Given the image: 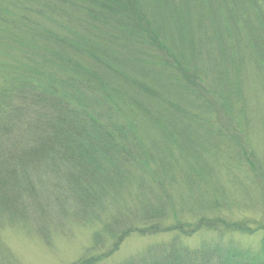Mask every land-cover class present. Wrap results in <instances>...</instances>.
<instances>
[{
	"label": "trees",
	"instance_id": "trees-1",
	"mask_svg": "<svg viewBox=\"0 0 264 264\" xmlns=\"http://www.w3.org/2000/svg\"><path fill=\"white\" fill-rule=\"evenodd\" d=\"M208 1L221 8L220 17L232 26L240 19L247 26H237L238 37L230 38L232 44L225 41L224 47V24L218 29L220 34L215 30L210 34L208 20H212L205 13L192 22L191 30L182 29V35L191 36L194 50L199 48V56L206 57L201 68L211 78L212 93L201 87L192 90L204 98L211 96L223 108L233 102L242 106L245 98L239 75L244 65L255 66L264 76V45H258L259 52L252 44L264 33L250 23L248 13V5L253 9L257 2L233 0L231 8L230 0ZM140 6L139 0H0V229L20 228L49 241L70 225L97 227L94 248L104 251L108 242L110 249L77 264L107 260L132 232L158 234L168 229L162 221L169 211L185 210L176 206L182 201H172L173 195L179 197L177 190L184 185L198 196L200 183L204 184L188 152L198 147L193 144L184 150L179 141L183 135L169 132L170 128L161 130L150 112L171 122L159 108L170 102L166 93L182 86L183 76L189 82L195 76L181 64H171V58L179 59L177 46L161 41L167 27L159 28ZM243 42L249 44L241 60L224 62L231 51L242 54ZM132 45H148L145 55L155 56L154 62L138 57ZM126 57L132 59L131 65L136 64L138 74L128 75ZM158 61L172 69V79L168 78L172 85L162 86V75L153 68ZM188 90L181 93L188 97ZM194 112L179 118L194 123L206 117L200 127L207 129L213 150L223 157L220 139H227L225 133L212 127L208 111L205 115ZM225 148L237 151L231 143ZM226 164L228 168L233 165ZM157 185L158 192L153 188ZM161 191L172 196L170 206ZM198 198L202 206L193 205L191 210L196 216L209 207L219 208L220 201ZM140 219L142 227L134 226ZM219 222L223 223L201 218L190 233L204 227L215 230ZM181 224L172 230H183L186 225ZM225 227L230 232H252L241 225ZM8 251L0 244V264H19ZM248 253L223 249L220 244L214 249L190 250L176 240L124 264H264V257L260 258L264 243L251 261Z\"/></svg>",
	"mask_w": 264,
	"mask_h": 264
},
{
	"label": "rangeland",
	"instance_id": "rangeland-1",
	"mask_svg": "<svg viewBox=\"0 0 264 264\" xmlns=\"http://www.w3.org/2000/svg\"><path fill=\"white\" fill-rule=\"evenodd\" d=\"M228 2H231V8L235 7L233 0ZM251 2H257V4L253 9L248 5L250 23H253V26L256 25L258 31L262 30V33H264V0H254ZM197 3L198 2L195 0H139V4L142 6H140L141 12L147 13V18L151 17L152 21L156 20L157 26L159 28L161 27L162 30L163 26L167 27L165 32L162 31L163 36L160 37L161 41L164 44L166 43L167 46H177L175 56H177L179 60L176 61L171 58V64L175 65L177 62L185 68V71L189 70V72L195 76L193 77L194 82H189L186 78L184 79L182 75L183 78H180V84L182 86L178 85L176 90L173 87L175 91L166 93V100L170 102L165 105L166 107L161 106L159 108L165 110L164 114L171 117L169 118L171 122L164 121V117L162 116L163 118H160L155 111L150 112L154 121H159L161 130L170 128L169 132H176L177 130V133L183 135L184 139L180 138L179 141L183 143L181 146L184 150L189 149L193 144L195 147H198L192 151H188L192 152L196 165H198V168L202 172L201 179H204V184L200 183L201 187L199 193L201 195L198 196L205 197L207 202H209L210 199L218 202L220 201L219 208L216 211L212 210L210 207L206 210H201L198 216L191 213L193 205H195L197 209H200L202 206V204H200L201 200H199L197 196V191L191 192L183 185L180 190H177L175 193V196L179 197H174V195L171 197L172 201L176 203L182 201L181 204H176V206L181 205L185 210L180 212L177 211V213L169 211L166 220L162 221L163 228L168 229L158 234L132 232L125 237L117 253L107 260L95 264H124L129 260L141 258L150 248L158 247L163 244H170L176 240L180 246L190 250H201L203 248L214 249V247L220 244L223 249L234 248L241 251H248L247 259L250 261L257 256L258 252H260L263 247L264 76L256 71L254 68L255 66L249 65L246 68L244 65L239 75L242 86V96L245 98L242 106H236L237 103L233 102L223 108L219 103L216 104L217 101H214L209 95L206 98L210 97V100L204 98L205 95L202 97L198 94L199 98L196 97L198 95L195 94L192 89L198 90L201 87L207 89V92L210 91L212 93V88L210 86L211 78H208L204 68H201L203 62L207 61L206 57L201 55V58L199 56V53H197L199 52V48L197 47V52L194 50L191 36L189 34L182 35V29L190 28L189 30H191L193 26L192 22H196V20L199 19L200 13H205L209 16V19L212 20V22L208 20V26L209 29H211L210 34H214L215 31L220 34L218 29L219 27L221 28V24H224L223 28L226 29L225 40L222 42V46L224 47L225 41L228 42L233 36L238 37L236 31L239 26H247L242 19L236 21V25L232 26V22L220 17L221 8L216 4L213 6L208 0H202L199 4ZM201 3L204 10L200 7ZM245 5H247V3ZM240 6L245 9L244 5ZM261 7L262 9H260ZM149 13L155 14L156 18H154L152 14L151 16L148 15ZM226 13L225 10V16H227ZM259 13H261L263 17ZM80 15L82 18L83 15L81 13ZM222 18L224 21H222ZM75 31L77 35H83L81 31ZM257 39V43L256 41L252 42L255 48H257L258 45H264V34H260V37L258 35ZM134 42L139 43L137 40ZM229 43L231 42L229 41ZM198 44H200L199 40ZM248 44L247 42L241 44V55L237 54L235 51H231L223 58V61L226 62L229 60V63H231L230 60L233 61L235 59L236 62L237 60H241L239 57H243L244 53H247ZM132 46V51L135 52L138 57L147 61L149 59L154 62L153 57L155 56L152 54L145 55L146 53L144 51H146L145 48L148 47V45ZM213 46H217V43L213 42ZM259 48L261 47H258L257 51L260 50ZM201 50L205 51L206 49L202 46ZM216 56L219 57L217 50ZM124 60L126 62L127 71H129L128 75L132 73L138 74L139 71L135 67L136 64L131 65L132 59L126 57ZM140 61L141 60H139V62ZM13 62L12 60V63ZM160 62L161 61H158V63L155 62L156 66L153 67L154 71L159 74L161 73L162 76L160 78L163 79L162 86H166L167 84L172 85L173 82L170 80L172 79L171 75H173L172 69L169 71L163 64H160ZM186 63L189 65L186 66ZM199 67L201 69H199ZM200 70H202V72H199ZM235 73L236 72L233 71L232 76H234ZM186 89H189L188 93L190 96L188 97H185L187 95L181 93L184 90L186 91ZM158 105H160V103L157 104V106ZM186 105H189V109H187L188 107L186 108ZM194 111L199 114H206L208 111V113H210L208 120L212 127L217 128V130L221 129L225 133L227 139H220V146L223 150L221 152L225 153L223 157L215 148V150H213L211 143L212 137L207 129L204 130L200 127V124H203L206 117H203L204 120L196 119L194 123L179 118L187 115L185 113H190L189 115L192 116L193 113H195ZM128 122L131 121L128 120ZM176 122L179 124H175ZM228 143H231L232 147L235 145L237 151H227L225 147ZM226 163H233V165L231 168H228ZM153 188H155L156 192L160 189L158 185ZM160 194L164 196L163 199L166 200V206H170L171 201L169 198L171 197L164 191H161ZM168 210H170V207ZM201 218L210 221L220 220L223 221V223L219 222V226L215 230L204 227L198 232L190 233ZM141 221L140 219L139 224L133 223L134 226L142 227ZM180 223H182L180 226L183 224L186 225L183 227V230H172ZM226 224L241 225L244 228L247 227L251 229L252 232L249 234L244 232H230L226 229ZM98 230L97 227H92L91 225H70L63 230V235L61 233L56 234L52 236L49 241H46L38 235H29L20 228L6 227L0 229V244L5 246L9 250V253H12L14 259H17L19 264H77L83 259L91 257L96 258L97 255L110 249L111 245L108 242L104 244V251H101V248L100 250L94 248ZM183 232L188 234L185 235ZM262 257L264 256L260 258Z\"/></svg>",
	"mask_w": 264,
	"mask_h": 264
}]
</instances>
